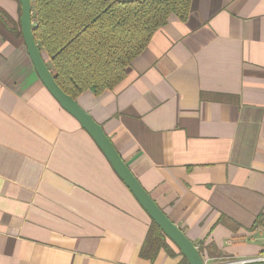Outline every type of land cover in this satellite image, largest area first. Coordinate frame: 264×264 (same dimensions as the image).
Instances as JSON below:
<instances>
[{
  "label": "crops",
  "instance_id": "crops-1",
  "mask_svg": "<svg viewBox=\"0 0 264 264\" xmlns=\"http://www.w3.org/2000/svg\"><path fill=\"white\" fill-rule=\"evenodd\" d=\"M20 16L0 0V264H188L42 84ZM75 101L204 264L262 253L264 0H191Z\"/></svg>",
  "mask_w": 264,
  "mask_h": 264
},
{
  "label": "trees",
  "instance_id": "trees-1",
  "mask_svg": "<svg viewBox=\"0 0 264 264\" xmlns=\"http://www.w3.org/2000/svg\"><path fill=\"white\" fill-rule=\"evenodd\" d=\"M32 35L58 87L73 100L112 90L171 15L191 0H30ZM152 225L158 226L152 222Z\"/></svg>",
  "mask_w": 264,
  "mask_h": 264
},
{
  "label": "water",
  "instance_id": "water-1",
  "mask_svg": "<svg viewBox=\"0 0 264 264\" xmlns=\"http://www.w3.org/2000/svg\"><path fill=\"white\" fill-rule=\"evenodd\" d=\"M18 1L21 5V16L19 21L22 38L28 56L42 84L60 104V106L72 115L78 121L80 126L90 135L110 163L116 175L125 184L140 206L148 214L150 219L158 226L162 233L177 246L187 263L204 264L194 244L166 217L148 193L140 186L136 178L132 175L126 164L115 151L112 143L104 134L102 128L78 106L75 100L66 95L58 87L51 72L47 68L46 63L44 62L32 35L30 0Z\"/></svg>",
  "mask_w": 264,
  "mask_h": 264
},
{
  "label": "built area",
  "instance_id": "built-area-1",
  "mask_svg": "<svg viewBox=\"0 0 264 264\" xmlns=\"http://www.w3.org/2000/svg\"><path fill=\"white\" fill-rule=\"evenodd\" d=\"M229 264H264V249L261 254L255 257L238 259Z\"/></svg>",
  "mask_w": 264,
  "mask_h": 264
}]
</instances>
